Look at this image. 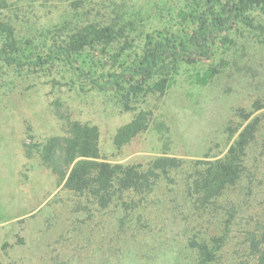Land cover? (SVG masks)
Segmentation results:
<instances>
[{"label":"rangeland","instance_id":"374dc122","mask_svg":"<svg viewBox=\"0 0 264 264\" xmlns=\"http://www.w3.org/2000/svg\"><path fill=\"white\" fill-rule=\"evenodd\" d=\"M4 1L1 18L22 52L6 56L0 35V263L204 264L196 245L208 243L216 250L208 264H258L264 242L258 254L250 245L254 234L264 239V8L251 15L254 27L237 23L230 30L232 20L228 28L214 22L225 0L214 8L207 0ZM200 17L210 23L204 31ZM116 21L133 24L127 50L116 43L107 52L95 47L67 57L63 42L77 27ZM147 49L196 61L176 71L169 58L159 62L150 86L125 109L117 91L134 84L131 71L140 78ZM166 65L171 76L161 72ZM212 67L216 76L199 84L197 76ZM161 77L163 93L154 87ZM139 113L147 129L117 145L118 131ZM256 118L240 179L201 202L189 192L192 182ZM74 123L98 128L102 160L146 171L168 156L180 166L150 191H116L102 208L68 190L40 157L41 146L69 136Z\"/></svg>","mask_w":264,"mask_h":264},{"label":"trees","instance_id":"16d2710c","mask_svg":"<svg viewBox=\"0 0 264 264\" xmlns=\"http://www.w3.org/2000/svg\"><path fill=\"white\" fill-rule=\"evenodd\" d=\"M217 1L207 0V4L213 3L214 8ZM222 4L218 12L219 17L214 13V22H218L219 27L228 28L229 22L232 20L230 30L234 29L237 23H245L254 27L250 20L251 15L264 8V0H225ZM5 7L6 1L0 0V10ZM179 15L182 18L188 14L185 11H180ZM199 19L201 23L198 30L208 29L210 23L204 17ZM132 26L133 24L130 22L119 23L117 21L105 26L98 23L79 26L71 35L66 37L63 42V50L67 57L81 56L88 48L100 47L103 52H107V49L111 46L122 43L121 52L125 51L131 44ZM259 28L264 33V26L260 25ZM0 35L4 38L1 51L9 58H12V56L18 58L22 48L16 39L12 25L2 20L1 13ZM228 40L229 37L227 36L225 41L228 42ZM170 50H161L160 55H158V53H152L147 49L140 59V64L143 66L138 71L140 78L136 79L137 75L135 76L132 71L127 74V76H130L129 82L134 84L124 91H117L125 109H130L132 98H137L145 91L146 87L150 86L147 80L152 78V68L159 62L161 63L162 60L165 61L166 58H169L171 64L174 65L173 69L176 71L181 62L185 61L187 64H193L196 61L191 55L185 54V56L179 55L178 57L177 53H168L171 52ZM169 70V65H166L161 69V72H168L169 75ZM218 72L217 67L209 68L204 75L197 76L198 83L201 85L208 84ZM144 85H146L145 88ZM166 86L167 79L165 77H161L159 82H155L154 85L155 90L161 93L164 92ZM250 117V115H243V119L246 121ZM259 124V118L249 121L243 127L234 145L224 158L207 163V168L203 169L202 173H199V176L192 182L189 192L197 194L201 202L209 203L212 199L219 197L228 186L236 184L243 173L244 158L247 156L248 148L256 139ZM147 126L145 114L139 113L132 122L118 131L116 144L121 146L128 143L139 133L144 132ZM98 140L99 131L97 127L74 123L69 136L50 138L41 146L39 153L43 162L54 173L59 174L62 180H66L65 186L68 190L93 197L102 208L109 206L116 191L135 193L150 191L157 178L167 175L170 169L180 166L179 159L168 156L157 158L146 171L142 170L141 167L112 164L102 160ZM220 241H222V238L217 243ZM263 242L264 239L257 240L254 234L251 237L250 245L252 252L258 254ZM196 248L204 264L214 261L216 250L211 249L208 243L198 244ZM258 264H264V255L260 256Z\"/></svg>","mask_w":264,"mask_h":264}]
</instances>
